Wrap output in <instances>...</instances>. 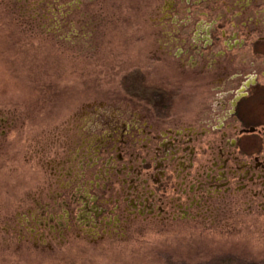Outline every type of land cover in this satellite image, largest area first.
Here are the masks:
<instances>
[{
    "label": "rangeland",
    "instance_id": "rangeland-1",
    "mask_svg": "<svg viewBox=\"0 0 264 264\" xmlns=\"http://www.w3.org/2000/svg\"><path fill=\"white\" fill-rule=\"evenodd\" d=\"M190 1L181 30L189 0H0V264H264L255 159L254 180L240 170L229 193L149 195L162 133L196 124L215 78L219 48L194 31L200 18L214 36L216 1ZM109 138L125 141L116 165L143 174L132 187L135 173L104 169Z\"/></svg>",
    "mask_w": 264,
    "mask_h": 264
},
{
    "label": "flooded vegetation",
    "instance_id": "flooded-vegetation-1",
    "mask_svg": "<svg viewBox=\"0 0 264 264\" xmlns=\"http://www.w3.org/2000/svg\"><path fill=\"white\" fill-rule=\"evenodd\" d=\"M215 1L218 15L214 36H211L212 23L208 24L200 18L196 20L197 28L194 31V36L197 33L205 34L202 48H219L214 57L213 86L202 91L207 106L195 125L188 124L180 130L169 129L163 132L164 152L158 150L154 153L153 165L159 170L155 179L158 184L156 190L149 191V195L152 193V198L157 195L164 203L170 192L187 195L190 204L214 195L217 197L221 191L229 193L237 182L240 170L246 171L245 177L254 172V159L257 169L264 171V161L255 157V149L260 144L264 147V0ZM188 5L185 17L179 23L174 20L181 30H185L190 23L194 13L192 7L196 4L189 0ZM187 50H183L182 54ZM149 136V140L152 136L154 138L152 132ZM119 143H125L123 138H109L103 146L110 156L104 169L108 175H117V178H126L128 173H135L130 178L132 181H129L132 187L134 180L143 179V174L133 167L128 171L130 166L125 169L116 165L123 164L125 160L121 147H117ZM261 153L264 160V149ZM242 158L245 161H240ZM248 177L254 180L251 175ZM144 179L145 183L149 181L146 177ZM121 181L122 184L127 182L126 179ZM142 192L138 196L141 199L139 202L136 199L130 201L134 208L142 207L145 200L149 199L145 191ZM190 204L180 202L172 207H181L179 211L185 215L187 212L184 209L189 208ZM89 211L93 213L91 217L97 224H109V220L102 219L104 210L98 205L94 204Z\"/></svg>",
    "mask_w": 264,
    "mask_h": 264
},
{
    "label": "trees",
    "instance_id": "trees-1",
    "mask_svg": "<svg viewBox=\"0 0 264 264\" xmlns=\"http://www.w3.org/2000/svg\"><path fill=\"white\" fill-rule=\"evenodd\" d=\"M211 264H249V263L237 261V260L232 259V258H229V259L226 258V259H222V260H219V261L211 263Z\"/></svg>",
    "mask_w": 264,
    "mask_h": 264
}]
</instances>
